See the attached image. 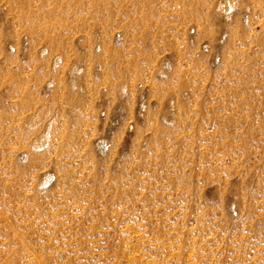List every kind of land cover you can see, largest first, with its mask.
Segmentation results:
<instances>
[{"label": "rangeland", "instance_id": "1", "mask_svg": "<svg viewBox=\"0 0 264 264\" xmlns=\"http://www.w3.org/2000/svg\"><path fill=\"white\" fill-rule=\"evenodd\" d=\"M0 264H264V0H0Z\"/></svg>", "mask_w": 264, "mask_h": 264}, {"label": "bare ground", "instance_id": "2", "mask_svg": "<svg viewBox=\"0 0 264 264\" xmlns=\"http://www.w3.org/2000/svg\"><path fill=\"white\" fill-rule=\"evenodd\" d=\"M16 32V31H15ZM2 60V59H1ZM30 65V64H29ZM40 66V65H39ZM85 74V73H84ZM28 250V249H27ZM35 253V252H34Z\"/></svg>", "mask_w": 264, "mask_h": 264}]
</instances>
